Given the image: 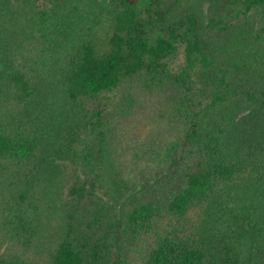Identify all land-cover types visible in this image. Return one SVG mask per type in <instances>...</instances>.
<instances>
[{
	"label": "trees",
	"instance_id": "16d2710c",
	"mask_svg": "<svg viewBox=\"0 0 264 264\" xmlns=\"http://www.w3.org/2000/svg\"><path fill=\"white\" fill-rule=\"evenodd\" d=\"M82 3L104 12L102 50ZM167 12L161 0H0V264H264L263 214L244 212L243 255L208 220L230 188L264 192V79L217 56L232 34L264 42V0H208L202 31L192 11L172 24ZM132 79L167 92L173 116L161 152L138 144L135 178L116 167L112 132L137 100L122 88ZM53 91L58 111L43 108ZM48 108L67 132L34 125Z\"/></svg>",
	"mask_w": 264,
	"mask_h": 264
},
{
	"label": "rangeland",
	"instance_id": "374dc122",
	"mask_svg": "<svg viewBox=\"0 0 264 264\" xmlns=\"http://www.w3.org/2000/svg\"><path fill=\"white\" fill-rule=\"evenodd\" d=\"M162 5L168 8L166 22L173 23L178 22L182 18V14L192 11L198 22V30H203L204 13L208 3V0H161ZM79 14L83 20H86V16H93L94 23L87 27L89 30L88 37L92 38L95 43L97 51L106 48V21L104 18V12H96L92 10V7L87 8L85 3L79 5ZM81 19V18H80ZM88 24V22H84ZM85 29V27H84ZM217 56L222 62L234 65V62L238 64H247L256 71L257 75H260L264 79V42H258L250 40L246 37L237 38L235 35H231L227 38L224 44L219 43L217 46ZM237 64V63H236ZM255 71L253 75L255 76ZM134 79L127 80L124 83V94L131 93L137 99L135 105H133L132 111L128 112V115L123 119L113 124V142L114 145H121L120 149L113 151V160L116 167H126L128 176L132 178L137 177L138 169H134L132 164L127 162H137L134 152L138 151L139 143L150 144L149 148L154 149L153 153L157 150L161 152L164 147L166 137L170 136V129L172 122L168 120L172 116V107L169 104V94L160 90H153L152 92H146L142 90L138 82ZM122 90V89H121ZM53 96L50 100H46L43 104V108L49 106L54 110H59L56 103V93L52 92ZM46 109L45 112L49 117L44 120H38L34 125H38L42 128L45 135L57 137L68 131V127H64L62 123H57L51 118H57L51 114L50 109ZM246 111H240L235 114V121H244L242 115ZM249 112L246 114V116ZM172 116V117H171ZM51 117V118H50ZM59 117V116H58ZM62 124V125H61ZM73 144L69 147L72 149ZM140 153V152H139ZM153 156V154H152ZM151 156V158H152ZM143 170L144 163L141 161L138 163ZM150 165L154 167V163ZM155 168V167H154ZM124 174V175H125ZM142 174V172H140ZM131 178V179H132ZM130 180V179H129ZM226 194V195H225ZM219 204L223 207V211L218 216L208 217L209 225L215 230L219 229L223 231L228 237L229 242H232L234 248L240 255L246 253V245L251 240L250 234H255V224L250 223V217L244 212H252L255 218L256 215H264V192H255L251 188L244 186L243 184L232 187L226 191ZM234 213H230V211ZM249 217V219H248ZM262 217V216H259ZM207 227V221L205 223ZM255 238V236H254ZM255 244V240L253 241ZM253 244V243H252ZM248 249V248H247ZM248 251V250H247Z\"/></svg>",
	"mask_w": 264,
	"mask_h": 264
}]
</instances>
